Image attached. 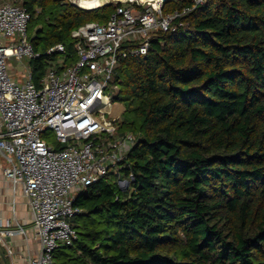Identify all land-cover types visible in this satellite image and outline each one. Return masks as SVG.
I'll return each mask as SVG.
<instances>
[{
    "label": "trees",
    "instance_id": "trees-1",
    "mask_svg": "<svg viewBox=\"0 0 264 264\" xmlns=\"http://www.w3.org/2000/svg\"><path fill=\"white\" fill-rule=\"evenodd\" d=\"M23 6L39 80L62 55L50 49L75 64L72 33L120 5ZM181 21L119 63L111 98L125 107L121 132L138 137L121 170L129 187L111 174L77 194L83 222L56 264H264V0H207Z\"/></svg>",
    "mask_w": 264,
    "mask_h": 264
},
{
    "label": "built area",
    "instance_id": "built-area-1",
    "mask_svg": "<svg viewBox=\"0 0 264 264\" xmlns=\"http://www.w3.org/2000/svg\"><path fill=\"white\" fill-rule=\"evenodd\" d=\"M167 1L111 0L120 6L106 23H87L72 33L75 64L61 69L52 64L39 87L29 67L23 83L9 75V60L38 57L28 35L31 14L24 0H0V175L27 199L39 243L29 264H56V251L74 243L70 220L79 213V192L111 174L123 181L121 170L138 137L107 119L110 88L118 90L112 87L118 65L146 56L155 34L175 32L186 15L207 2L190 0L191 6L165 14ZM52 52L64 55L66 49L57 45ZM48 131L57 146L44 139ZM9 226L0 217V243L13 256L8 238L26 231L18 223L16 230Z\"/></svg>",
    "mask_w": 264,
    "mask_h": 264
},
{
    "label": "crops",
    "instance_id": "crops-1",
    "mask_svg": "<svg viewBox=\"0 0 264 264\" xmlns=\"http://www.w3.org/2000/svg\"><path fill=\"white\" fill-rule=\"evenodd\" d=\"M0 217L4 223L7 221L11 223L8 227L10 230H16L17 227L14 225L18 223L26 231L23 235L16 234L8 238L7 241L14 252L13 256H8V264H29L30 260L39 254V243L31 231V213L27 199L21 194V190L14 192L11 183L2 175H0Z\"/></svg>",
    "mask_w": 264,
    "mask_h": 264
},
{
    "label": "rangeland",
    "instance_id": "rangeland-1",
    "mask_svg": "<svg viewBox=\"0 0 264 264\" xmlns=\"http://www.w3.org/2000/svg\"><path fill=\"white\" fill-rule=\"evenodd\" d=\"M68 1L71 2L72 4H76V6H79L85 10H92V8H86V7H88L86 5H88V3L91 0H84L83 4H81L82 0H68ZM96 5H93V6H96ZM84 6H86V7H84ZM28 35H30L29 32H28ZM75 57H76V55H75ZM29 61L30 60H28L27 58L22 60L21 62H17L16 60H9V64H10L9 75H11L13 78L17 79V81H19L20 83H23L24 81H26L27 68L29 67ZM70 62H71V60L69 58H67V56L58 55L56 60H54L52 62V64L54 65V67L56 69H61L62 67L69 65ZM48 70H49V68L46 70L45 74L42 77L38 78L39 80H34V82H35V84H37V86H39V87L42 86V80H43L44 76L46 75V73L48 72ZM109 111H110V115H107V119L116 120V122L119 123V127H121L120 124L125 119V116L123 115L124 111H125L124 104L121 102H116V103L112 102V104L109 108ZM43 137L50 144L57 146L55 143V136H54V133L52 131H48L47 133H45L43 135ZM121 174L123 175V173H121ZM122 180L123 181H121V183H119V184H120V187L123 190H125L129 186H126V182L124 181L125 180L124 177ZM82 222H83V218H74V219L70 220L72 227H74V225H77L78 223H82ZM5 223L7 224L9 222L7 221ZM56 255H57V253H55V256H54L55 262H56ZM65 259L66 258L64 257L63 260H65Z\"/></svg>",
    "mask_w": 264,
    "mask_h": 264
},
{
    "label": "water",
    "instance_id": "water-1",
    "mask_svg": "<svg viewBox=\"0 0 264 264\" xmlns=\"http://www.w3.org/2000/svg\"><path fill=\"white\" fill-rule=\"evenodd\" d=\"M126 186H129V182H126ZM0 264H8V256L6 255L5 249L1 243H0Z\"/></svg>",
    "mask_w": 264,
    "mask_h": 264
},
{
    "label": "bare ground",
    "instance_id": "bare-ground-1",
    "mask_svg": "<svg viewBox=\"0 0 264 264\" xmlns=\"http://www.w3.org/2000/svg\"><path fill=\"white\" fill-rule=\"evenodd\" d=\"M101 2H105L103 5H99V6H93V5H95V4H97V3H101ZM84 3V0H82L81 1V4H83ZM108 3H111V0H91L89 3H88V5H86V6H88V7H86V6H84V7H86V8H98V7H100V6H104V5H107Z\"/></svg>",
    "mask_w": 264,
    "mask_h": 264
}]
</instances>
